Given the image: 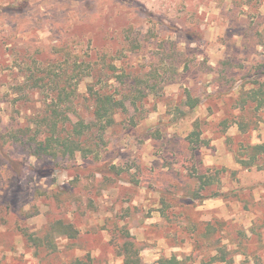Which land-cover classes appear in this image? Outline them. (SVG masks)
<instances>
[{
  "label": "rangeland",
  "instance_id": "374dc122",
  "mask_svg": "<svg viewBox=\"0 0 264 264\" xmlns=\"http://www.w3.org/2000/svg\"><path fill=\"white\" fill-rule=\"evenodd\" d=\"M73 62H83L78 75ZM263 64L264 0H0V133L36 128L65 72L72 120H90L89 88L126 106L99 153H76L69 166L10 153L0 165V264H121L127 234L142 264L172 255L201 264L190 234L210 220L225 222L233 264H264V247L246 237L255 224L264 234V159L262 169L236 161L264 138V109L243 113L257 117L254 131L218 127ZM185 92L203 104L181 117ZM200 175L214 177L202 194L225 197L182 199ZM58 220L78 236L52 233ZM245 245L255 257L238 253Z\"/></svg>",
  "mask_w": 264,
  "mask_h": 264
},
{
  "label": "trees",
  "instance_id": "16d2710c",
  "mask_svg": "<svg viewBox=\"0 0 264 264\" xmlns=\"http://www.w3.org/2000/svg\"><path fill=\"white\" fill-rule=\"evenodd\" d=\"M62 65L63 68H67L68 63L63 62ZM82 65L83 62H73L68 69L71 68L72 73H77L76 75H78L77 71H81ZM110 67L112 70L116 69L115 66ZM262 67L264 69V64ZM66 73L62 75V85L58 88L57 95L51 100L50 104L45 106L36 128L23 127L11 134H6L5 132L0 133V165L10 163L12 161L10 153L12 155L14 153L26 157L34 156L38 163L52 162V165L55 166L63 162L69 166L70 161L74 159L76 153H82L83 157H85L88 153H93L94 151L99 153L107 147L102 136L106 129L113 124V117L118 111L125 110L124 98L117 97V94L102 91L92 93L91 88H89L90 98L86 100H92L89 113L90 120L86 121L80 118V116H76L72 120L70 115L73 113L75 116L76 112H73L72 108H70L73 103L70 99L71 93L66 91V84L70 80L66 76ZM122 75L119 76V79L125 77L124 74ZM260 75L264 77V70H261L256 76H252L255 78L248 82L247 85L250 84L249 87H247L246 82L240 85L233 102L235 105L234 109L238 114L232 119L229 115L225 116L220 121L218 127H221V133H225L232 126H236L240 134H246L257 129V117H244L246 119L244 120L243 113L245 114L251 108L255 114L259 110L264 109V83L260 82ZM49 76L50 73L46 75V77ZM30 78H34V76H30ZM139 93L142 94V92ZM72 95H74V92ZM202 104L203 100L200 97H194L190 92H185V96L181 99L180 104L185 109L181 113V117H187ZM178 110L181 111V109ZM199 136L200 133L193 130L186 139L193 143L199 141ZM9 149H11V152H9ZM244 150H247V152L237 154V163L246 169L254 167L262 169L260 161L264 159V138L257 144L246 145ZM213 178V176L206 175L198 176L197 180L200 182V188L196 191L185 192L182 199H187L192 206H195L207 199L225 197V194L222 192H204L202 194L199 191H204L205 187L211 184ZM33 197L34 195L32 194ZM168 207L166 204V209L161 210V212L163 217L169 223H172L167 212ZM257 219L259 221V218ZM224 224L225 222L223 220L205 221L200 223L198 228L196 227L194 234H190V241H193V252L197 253V255H203L201 264H233V252L231 250L226 251V245L222 244L224 238L222 233L227 229ZM261 227L262 224L253 225L249 229L250 235L246 237H249V240H255L257 243H260L263 248L264 234L260 230ZM50 230L52 233L58 234L59 237H65L67 239H75L78 236V230L72 224L61 220L53 223ZM126 237L117 252V255L121 257V264H142L140 248L129 238V234ZM204 252L205 254H203ZM238 253L244 256L254 255L255 257L254 252L247 245L243 247V251ZM186 262V259H179L176 255H172L166 258H160L154 264H186ZM75 264L83 263L76 261Z\"/></svg>",
  "mask_w": 264,
  "mask_h": 264
}]
</instances>
